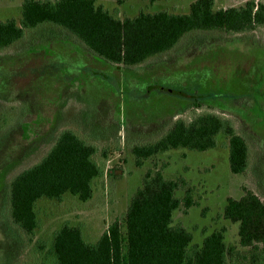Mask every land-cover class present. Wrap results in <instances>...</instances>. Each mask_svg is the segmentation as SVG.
Wrapping results in <instances>:
<instances>
[{
	"label": "rangeland",
	"instance_id": "rangeland-1",
	"mask_svg": "<svg viewBox=\"0 0 264 264\" xmlns=\"http://www.w3.org/2000/svg\"><path fill=\"white\" fill-rule=\"evenodd\" d=\"M22 1L0 0V21H18ZM193 1L96 3L123 19L160 10L187 13ZM214 1L216 8H226L247 0ZM89 69L103 72L106 79H100L102 73L91 75ZM154 82L211 97H201L200 107L190 98L153 92L146 97L144 85ZM203 112L227 116L245 139L249 149L245 172H230L224 133L216 135L214 148L171 149L136 166L133 145L157 138L176 119L190 121ZM64 128L98 146L94 159L103 174L93 179L92 196L85 201L69 193L61 201L39 199L35 204L39 227L30 238L12 222L9 183L44 156ZM153 168L167 178L185 180L176 192L179 198L191 189L195 204L175 210L173 224L191 233L192 244L201 245L206 235L224 228L226 245L249 256V248L238 243V223L224 219L223 210L228 197L239 198L245 191L264 201V29L232 35L191 31L171 50L137 66L96 59L69 32L49 23L25 30L0 51V264H50L47 250L64 223L80 226L84 240L95 242L110 223L123 219L144 173ZM38 242L46 248L40 251ZM261 255L259 264H264V249ZM227 264H249V259L235 257Z\"/></svg>",
	"mask_w": 264,
	"mask_h": 264
},
{
	"label": "trees",
	"instance_id": "trees-1",
	"mask_svg": "<svg viewBox=\"0 0 264 264\" xmlns=\"http://www.w3.org/2000/svg\"><path fill=\"white\" fill-rule=\"evenodd\" d=\"M96 1L23 0L18 21H0V50L20 39L25 30L49 23L65 29L108 63L137 66L171 50L191 31L220 30L232 35L264 29V3L255 0L226 8H216L214 0H194L187 13L160 10L123 19ZM198 98H194L196 105ZM218 133L228 137L230 172H245L249 162L245 139L230 119L214 112L200 113L190 121L178 119L162 135L135 144L131 150L136 166H141L143 160L171 149L214 148ZM97 152L96 144L65 129L44 156L11 179L9 214L22 233L31 238L39 227L35 211L39 199L61 201L69 193L85 201L92 196V181L103 174L94 159ZM101 155L106 157V151ZM184 184L182 177L171 179L160 169H148L123 219L110 223L95 242H86L77 225L64 223L55 231L47 250L50 264H227L235 257L259 264L264 249V201L252 191H245L239 198L228 197L223 210L224 219L238 223V243L249 248V256L226 245L224 228L206 235L201 245H196L185 227L173 224L175 210L195 204L190 188L183 198L176 195ZM37 245L40 251L46 248L44 242Z\"/></svg>",
	"mask_w": 264,
	"mask_h": 264
},
{
	"label": "flooded vegetation",
	"instance_id": "flooded-vegetation-1",
	"mask_svg": "<svg viewBox=\"0 0 264 264\" xmlns=\"http://www.w3.org/2000/svg\"><path fill=\"white\" fill-rule=\"evenodd\" d=\"M84 46V45H83ZM47 47V46H46ZM47 50L48 51H51V52H53V51H57V50H53V48H51V47H47ZM86 50H88V49H86ZM1 51V50H0ZM30 51V50H29ZM27 53H28V50L26 51ZM88 52L89 53H91L89 50H88ZM92 54V53H91ZM24 55H26V54H24ZM48 55H49V57L50 58H52V53H48ZM54 55H56V54H54ZM61 55V54H60ZM93 56H94V58H96V59H100V60H102V61H104L103 59H101V58H99V57H97L96 55H94V54H92ZM56 57L57 58H59L60 60H63V61H65V58L61 55L60 57L59 56H57L56 55ZM104 62H106V61H104ZM81 63H82V60H81ZM108 63V62H107ZM109 64H111V63H109ZM83 65V64H82ZM114 65H119V64H114ZM89 73L91 74V75H95L96 76V74L97 73H102V75H100V74H97V76L98 75H100V79H106V77H105V74L103 73V72H96V71H94V70H92V69H89ZM151 85H158V86H161L162 88H164V89H160V88H151V89H149V87L151 86ZM78 89V88H77ZM168 89H173V90H176L177 92L176 93H173V92H169L168 91ZM152 92L153 93H159V95H163V94H165V95H168L169 97H173V98H177V99H182V100H185V99H192V101H194V98H195V96H200V98H198L197 99V101L199 100V99H201V97H206V98H208V97H211V95H209V96H202V94H198V95H196V94H190L189 92H187V91H185V90H182V89H179V88H175V87H171V86H167V85H163V84H161V83H158V82H154V83H149V84H146V85H144V95L146 96V97H149L151 94H152ZM212 93V92H211ZM210 93V94H211ZM213 95L215 96V97H217L218 95H220V94H218V93H215V92H213ZM197 104H198V102H197ZM194 105L196 106V107H200V105L198 104V105H196L195 104V101H194ZM205 113V112H204ZM243 114H244V112H243ZM219 115V114H218ZM220 116H222V115H220ZM222 117H224V118H227V119H229L227 116H222ZM176 120H178V119H176ZM176 120H174V121H176ZM249 120H250V123L252 122V119H251V117L249 118ZM173 121V122H174ZM173 123H171L170 125H169V127L172 125ZM168 127V128H169ZM167 128V129H168ZM66 128H64V129H62V130H60L59 131V133L61 132V131H63V130H65ZM68 130H70V129H68ZM167 131V130H166ZM165 131V132H166ZM59 133H58V135H59ZM237 133H239V132H237ZM58 135H57V137H58ZM162 135V134H161ZM57 137H56V139H57ZM56 139H55V141H56ZM55 141H54V143H55ZM53 146V145H52ZM49 151V150H48ZM47 151V152H48Z\"/></svg>",
	"mask_w": 264,
	"mask_h": 264
}]
</instances>
